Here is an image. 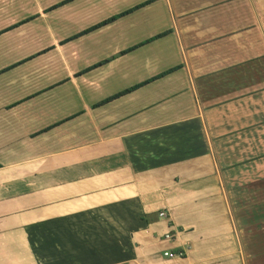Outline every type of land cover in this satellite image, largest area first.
I'll use <instances>...</instances> for the list:
<instances>
[{"label":"crops","instance_id":"crops-1","mask_svg":"<svg viewBox=\"0 0 264 264\" xmlns=\"http://www.w3.org/2000/svg\"><path fill=\"white\" fill-rule=\"evenodd\" d=\"M260 10L264 0H0V264H243L245 228L213 152L219 122L264 87L248 86L264 56ZM122 204L125 241L90 248L75 235L76 217ZM245 244L248 264H264V237Z\"/></svg>","mask_w":264,"mask_h":264},{"label":"rangeland","instance_id":"rangeland-1","mask_svg":"<svg viewBox=\"0 0 264 264\" xmlns=\"http://www.w3.org/2000/svg\"><path fill=\"white\" fill-rule=\"evenodd\" d=\"M253 16L257 20L259 19V16L260 18H263L264 11L260 10V15H258L256 11H253ZM259 21L260 24L258 28L263 37L264 24L262 19ZM233 54L234 57H236L235 54L237 56L243 54V58L246 56H257V53ZM213 63L214 64L211 63V65H213L212 67H215L217 64H215V62ZM255 63H257L256 67H258L259 72L258 75L254 73V81L250 79L248 86L256 85L258 81L260 84H264V56L262 55V58H259ZM233 91L235 94L241 92L239 88H236ZM229 92L231 91H227L226 93ZM213 94V90L202 91L204 98ZM263 96L264 91H252L246 98L248 99L247 102H249L248 108L253 110L254 106H257L258 101L262 102ZM215 98L216 95L213 100H215ZM236 102L237 101H233L232 103L235 104ZM241 104L242 103H239L238 106L240 105L241 107ZM262 104L263 103H260V105ZM242 109H245V106ZM254 113L252 119H264V108L256 109L254 110ZM208 124L207 122H204V127L202 128H204L203 131H205V135L208 137L210 145L212 146L214 143L211 141V138H213L211 135L214 134V131L209 127L210 123ZM227 124L229 127L232 126L231 123ZM214 142H216V147L213 152V158L216 166L219 168L223 188L224 184H227V202L232 207L233 212L236 213V217L240 220L239 226L245 228L244 232L238 228L237 237L240 244H243L244 246L241 251L243 264H248V259L250 258L251 253L248 251L249 248L247 249L245 243L249 240L252 244L253 234L255 232L260 233L262 237H264V128L261 129V125L254 126L251 124L250 127H241V123L236 122L233 124V128L230 129L228 135H225L223 138L217 139ZM165 145L170 146L169 144ZM128 210L129 206L122 204L120 206V213L119 209H113L111 215L110 211L101 213L98 211H91L87 216L76 217L71 224L84 227L85 231H83V234L75 235L87 239L85 241L86 247L88 245L90 248H96L104 242L108 243L110 238L113 242L115 238L119 240V237H122V240L125 241V231L128 224H126L122 218L126 215V211ZM118 215H121V217H118ZM57 252L59 251H55V253ZM254 264H256L255 261Z\"/></svg>","mask_w":264,"mask_h":264},{"label":"trees","instance_id":"trees-1","mask_svg":"<svg viewBox=\"0 0 264 264\" xmlns=\"http://www.w3.org/2000/svg\"><path fill=\"white\" fill-rule=\"evenodd\" d=\"M111 18H114V17H110L109 19H111ZM109 19H107V20H109ZM107 20L102 21V23L106 22ZM170 70L171 69H168V71H164V72L160 73L159 75H162L166 72H169ZM260 89L264 90V87L263 88L261 87ZM122 92H125V91H122ZM263 99H264V97H263ZM263 102H264V100H263ZM259 107L263 109L264 104L260 105ZM229 113L230 114L227 116V122L226 121H224L223 123H221V121L219 122V125L217 128L219 131V134H218L219 137L220 136L224 137L225 135H228L230 129L226 130V127H225L227 125L228 121H229V123H231V125H233L236 122L241 123V127H250V124H251L254 126L261 125V129L264 128V125H262V124H264L262 120L252 119V115L255 114L254 109L252 110V109L248 108V106L246 107V109H240L237 107L233 108L232 112H229ZM240 118H243V119L240 121L239 120Z\"/></svg>","mask_w":264,"mask_h":264},{"label":"built area","instance_id":"built-area-1","mask_svg":"<svg viewBox=\"0 0 264 264\" xmlns=\"http://www.w3.org/2000/svg\"><path fill=\"white\" fill-rule=\"evenodd\" d=\"M159 216H164V211H159L158 212ZM171 237V234L169 232L163 233V238L169 239ZM162 255L168 258H182L184 256V250L183 249H178V250H164L162 251ZM183 264H188V263H183Z\"/></svg>","mask_w":264,"mask_h":264}]
</instances>
